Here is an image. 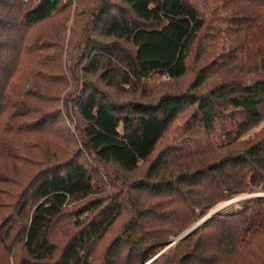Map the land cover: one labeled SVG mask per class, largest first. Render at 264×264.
I'll return each mask as SVG.
<instances>
[{"label":"trees","instance_id":"obj_1","mask_svg":"<svg viewBox=\"0 0 264 264\" xmlns=\"http://www.w3.org/2000/svg\"><path fill=\"white\" fill-rule=\"evenodd\" d=\"M63 4L0 0V264H264V0H98L90 26L111 40L85 34L74 65L60 64L69 78L57 51L49 56L52 42L29 33ZM224 45L217 57L239 52L254 64L248 79L207 84L209 62L186 91L155 100L120 102L108 89L132 85L148 98L143 80H178L192 56ZM64 83L61 108L42 111L55 103L44 92ZM184 113L183 140L153 156ZM56 120L78 144L62 162L42 145ZM145 163L143 178L99 196L109 178ZM243 194L252 196L233 201ZM226 201L230 210L211 212Z\"/></svg>","mask_w":264,"mask_h":264},{"label":"rangeland","instance_id":"obj_2","mask_svg":"<svg viewBox=\"0 0 264 264\" xmlns=\"http://www.w3.org/2000/svg\"><path fill=\"white\" fill-rule=\"evenodd\" d=\"M98 0H64V4L60 11L53 16L49 21L40 24L39 26L35 27L34 29L30 30L29 33L32 37H39V39L42 40H49L52 43V47L55 48L51 49L49 56L51 54H56L57 51V62L59 68L60 74H62V77L69 78L71 75L68 73V71H65L64 68L61 65H65V63L69 62L71 65H74V61H69L76 59V57L80 56V51L83 45L85 44L84 35L88 34L89 36L95 37L96 40L100 41H109L111 39H103L100 36H98L93 29L90 26V13L92 10L96 8V3ZM247 24H245L244 28H247ZM243 28V29H244ZM244 29V30H245ZM92 34V35H91ZM243 41V39H241ZM226 43V42H225ZM56 48H58L56 50ZM227 46L224 45L219 51H215L211 54L210 57L206 59H200V60H194V56L190 58L188 70L184 76H182L178 80H168L164 76H154L149 79L143 80L144 88H145V96H148V98L142 97L134 88L132 85H124L122 88H108L113 97L118 101H130V100H155L157 97H159L161 94L164 93H177V92H184L186 91L189 86L192 84L193 80L195 79L197 73L199 70L204 68L208 63L210 62L209 69L206 71V78L207 84H211L218 80L223 79H233L236 78L238 80L242 79H248L251 75L250 68L254 66V64H251L249 62H245V60H241L243 55H240L239 52L236 54L234 52L228 53L223 57L218 56V52L221 50L226 51ZM225 54V53H222ZM43 56V55H42ZM234 56V57H233ZM229 58H232L230 61H228ZM233 58L240 59V61H234ZM53 60V59H52ZM218 66L214 67V63ZM113 63V61H112ZM61 64V65H60ZM117 72L122 71L121 67L117 64H112ZM231 66L226 69H224V66ZM52 71V70H51ZM50 71V72H51ZM57 73L55 70L51 72V74ZM82 77L83 75L80 74ZM86 78L97 81L98 80V74L90 76L86 75ZM209 77V78H208ZM65 85H55L53 86L52 90H47L45 95L47 98H52L55 103H47V104H41L39 106L42 111L47 112L49 114L53 113L58 108H61L60 104L62 103V98L68 93V83H64ZM41 90L38 91V93ZM188 114V113H187ZM186 113L181 115V117L175 122V124L171 127V129L165 134L163 140L160 141L159 145L157 146L156 152L153 156H156L163 148L165 147H172L176 146V142L180 143V140L182 139L181 131L176 130L177 128L181 127L183 120L187 116ZM230 121H227L229 123ZM67 129H70V123L67 121L61 122L59 120L53 121L49 124L48 130L46 131V140L42 143L46 150L45 156L52 155L53 152H60L57 153L55 157L52 158V160H59L58 162L64 161L66 158V155L69 156L71 154H74V152H77L76 147L78 144H75L70 137H68ZM220 132V127H217L216 133ZM74 133V132H73ZM54 143V146L51 144ZM61 145L65 146V148H61ZM59 149H68L67 151L63 152L62 150L58 151ZM65 153L66 155H59ZM43 156V155H41ZM87 160L88 162H92L86 155H82L80 160ZM93 167L97 170H100L101 172L105 173V167L102 168L99 164V169L96 166V163H92ZM148 163L143 164V166H139L138 169H135L134 171L126 174H120L121 178L112 176L107 181H105L104 184L99 186V189H101V194L99 196L109 197L111 195H114L117 190L120 189V185L122 182H126L127 186L130 185L131 182L135 180H139L140 178H143L145 174V165ZM39 168L37 166H34L30 168V170H26L21 176H19V179L26 180L28 178V174H34L37 172ZM109 172L114 173V175H117L115 173V169H107ZM30 175V177H31ZM119 178V179H118ZM111 179V181H110ZM105 180V179H104ZM117 180V181H116ZM128 190V187L126 188ZM124 197H145L143 194L136 195L134 192H131V194H128V191H123ZM250 194H243L239 195L236 198L233 199V201H244V199L251 197ZM141 199V198H140ZM144 199V198H142ZM147 199L148 205L155 204L159 200L156 199ZM116 200L123 201L122 196H119L116 198ZM233 201H226L222 202L220 204H217L211 212L214 211H222V210H230L231 209V203ZM125 209L124 213L120 216V218L117 220L116 225L118 229L126 222L128 219V206H123ZM199 224V222L195 223ZM185 232V231H184ZM173 241L168 244L164 249H162L159 254H161L163 251L168 250L172 245ZM159 254H157L155 257H157ZM8 264H14V259L9 258Z\"/></svg>","mask_w":264,"mask_h":264},{"label":"water","instance_id":"obj_3","mask_svg":"<svg viewBox=\"0 0 264 264\" xmlns=\"http://www.w3.org/2000/svg\"><path fill=\"white\" fill-rule=\"evenodd\" d=\"M198 224H194L192 225L188 230H186L184 233L181 234V236H179V238H177V240L181 239L182 237H184L185 235H187L191 230H193L195 227H197ZM177 240H174L173 243H175V241Z\"/></svg>","mask_w":264,"mask_h":264}]
</instances>
